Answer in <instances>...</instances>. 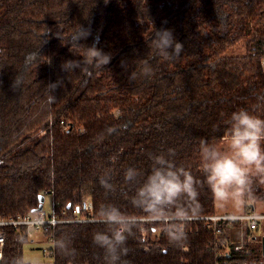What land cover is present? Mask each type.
Returning a JSON list of instances; mask_svg holds the SVG:
<instances>
[{"label":"trees","instance_id":"obj_1","mask_svg":"<svg viewBox=\"0 0 264 264\" xmlns=\"http://www.w3.org/2000/svg\"><path fill=\"white\" fill-rule=\"evenodd\" d=\"M79 41L111 55L104 68L65 73L62 64L83 59ZM172 30L183 45L165 60L151 43L154 30ZM151 67L145 76L142 69ZM15 77L20 83L13 87ZM62 81L49 105L45 88ZM264 95V0H0V219L22 217L50 196L66 215L84 200L93 216L112 203L140 215L123 182L128 167L147 173L150 154L175 152L174 160L198 179L200 138L221 142L231 113L244 108L264 118L256 97ZM110 169L114 193L98 177ZM264 201V180L255 178L242 211ZM200 216L217 212L207 188L200 190ZM82 215V211H80ZM100 222L57 225L55 264H103L92 242ZM242 223L226 224L231 264H264L260 234L243 245ZM239 228V232H237ZM5 235L0 264H30L23 248L32 242L24 227ZM187 240L173 246L158 223L142 222L128 237L127 264H215L212 230L200 220L186 225ZM246 232H248L245 229ZM249 235V234H248ZM260 236V238H259ZM258 240V243H257ZM240 245L239 250H234ZM44 248H37L43 253Z\"/></svg>","mask_w":264,"mask_h":264},{"label":"clouds","instance_id":"obj_2","mask_svg":"<svg viewBox=\"0 0 264 264\" xmlns=\"http://www.w3.org/2000/svg\"><path fill=\"white\" fill-rule=\"evenodd\" d=\"M90 35V29L78 27L71 43L83 48L85 55L83 59L65 61L61 66L63 72L78 69L87 72L91 67L104 68L110 62L111 55L95 44L85 47L79 43ZM151 43L165 60L178 58L183 51V45L169 29L154 30ZM142 71L145 76L152 74L147 62ZM19 83V77H15L13 87ZM58 87H62L60 80L45 88L49 105L56 103L54 93ZM256 101L258 108L264 107V95L257 96ZM225 124L222 143L199 140L198 171L202 179L178 165L171 149L150 154L147 173L133 167L124 170L123 182L133 188L130 204L140 215L126 214L112 203L99 206L96 214L104 227L93 233L92 242L102 251L103 264H127L124 257L128 254V237L142 222L158 223L173 246L185 243L186 225L200 218L199 196L203 188H207L218 205H233L237 210L246 198H251L254 179L264 180V118L240 108L231 113ZM98 183L106 194L117 191L110 169L101 172ZM54 243L61 251L67 250L64 240Z\"/></svg>","mask_w":264,"mask_h":264},{"label":"built area","instance_id":"obj_3","mask_svg":"<svg viewBox=\"0 0 264 264\" xmlns=\"http://www.w3.org/2000/svg\"><path fill=\"white\" fill-rule=\"evenodd\" d=\"M82 211V215L80 214ZM203 221L208 229L212 230L213 236L215 238V243L211 247L214 252L215 264H229V250L226 241H219L218 235L221 233L222 228L226 224L231 225L233 222L242 223L245 225V229L248 232L258 231L260 226L264 223V214H257L254 212H241L238 214H226L221 212H216L212 215L200 216L198 219ZM100 222V218H95L93 216L92 204L88 200H84L79 207L72 210V213L66 215L65 210L59 213L55 212L52 208V212L47 215L43 209L37 213H29L22 217L10 218V219H0V228L3 226H12L18 228L21 226L26 227L28 230L30 228L39 229L42 234L45 235L50 245L44 248L42 251L45 255L54 257V237L53 231L57 225L70 224V223H94ZM163 230V229H162ZM31 235V234H29ZM264 235V234H263ZM5 235L2 230H0V258L1 250L4 244ZM240 245H236L234 250H239ZM53 264H55L53 259Z\"/></svg>","mask_w":264,"mask_h":264},{"label":"rangeland","instance_id":"obj_4","mask_svg":"<svg viewBox=\"0 0 264 264\" xmlns=\"http://www.w3.org/2000/svg\"><path fill=\"white\" fill-rule=\"evenodd\" d=\"M215 207L217 209V212L226 213V214H238V213L243 212L242 211L243 205L241 206L239 210H237L233 205L220 206L216 203ZM52 208H53V205H52L51 197L45 196L44 202L42 205L43 211L47 215H49L52 212ZM253 212L257 214H264V201L257 202ZM242 230H243V234L241 235V237L243 238L240 240V243L243 245L244 243L248 242V238L251 237L250 236L251 233L246 232L245 227H242ZM237 232H239V228H237ZM254 232L256 235L260 234V232H261V235H263L264 234V223L260 226L258 231H254ZM29 234H31L29 235V238L32 240V242L27 243L24 246L23 259L30 264H53V258L51 256L41 254V251L37 250V248H47L50 245V242L47 240L45 235L42 234V232L39 229H35V228H30ZM257 243H258V240H257ZM229 264H231L230 261H229Z\"/></svg>","mask_w":264,"mask_h":264},{"label":"water","instance_id":"obj_5","mask_svg":"<svg viewBox=\"0 0 264 264\" xmlns=\"http://www.w3.org/2000/svg\"><path fill=\"white\" fill-rule=\"evenodd\" d=\"M43 202H44V196L41 195L39 197L38 206L36 208H34L33 210H31V213H37V212L41 211L42 210ZM260 244H261V254H262V257H264V235L261 236Z\"/></svg>","mask_w":264,"mask_h":264}]
</instances>
